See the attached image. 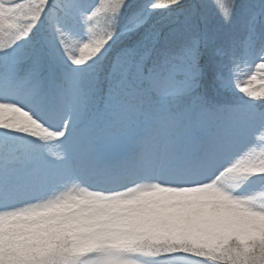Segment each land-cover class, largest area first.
<instances>
[{
    "label": "snow or ice",
    "instance_id": "obj_1",
    "mask_svg": "<svg viewBox=\"0 0 264 264\" xmlns=\"http://www.w3.org/2000/svg\"><path fill=\"white\" fill-rule=\"evenodd\" d=\"M0 264H264V0H0Z\"/></svg>",
    "mask_w": 264,
    "mask_h": 264
}]
</instances>
